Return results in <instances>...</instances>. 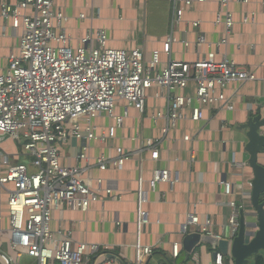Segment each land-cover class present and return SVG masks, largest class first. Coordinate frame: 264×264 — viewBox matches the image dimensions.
Returning a JSON list of instances; mask_svg holds the SVG:
<instances>
[{
    "label": "built area",
    "instance_id": "1",
    "mask_svg": "<svg viewBox=\"0 0 264 264\" xmlns=\"http://www.w3.org/2000/svg\"><path fill=\"white\" fill-rule=\"evenodd\" d=\"M212 0H184L178 7L175 0L172 27L184 21L187 10L196 5H205ZM250 0H218L221 10L215 25L223 26L226 37L218 42H209L200 34L194 43L167 36L162 50H155L149 60L143 48L125 51L109 47L106 31H90L82 45L74 47L67 32L69 18L54 5L53 0H19L9 3L0 0V26L10 30L18 39L17 52L7 59V67L0 74V151L2 139L9 138L22 151L13 155L19 161L24 155L28 161L15 164L11 156L2 154L0 159V195L6 196L5 208L9 222L8 252H1L3 264H20L26 254L37 264H90L94 259L107 258L110 247L94 243L76 242L70 232L54 231L55 213L68 210L87 212L94 204L122 201L113 181L96 176L95 171L107 173L121 170L126 163L143 152L149 153L155 162L160 159L159 146L162 139L139 135L133 140L141 148L135 155L127 153L118 144L114 155H94L93 146L116 140L128 117V107L123 114L117 113L120 103H127L140 113L147 112L150 90H157L156 97L167 103L166 111L152 113L150 118L158 125L165 121L163 140L177 129L182 121L200 122L207 109L233 111L227 91L235 83L255 81L256 76L239 67L234 59L224 52L229 45L228 35L234 28V16L230 4ZM81 19L85 16L81 15ZM245 23L254 22L246 18ZM192 28L200 29L202 22L190 21ZM182 44L185 48L194 45L206 47L194 62L170 60L163 64V54L171 56L172 47ZM112 121L108 127H100V118ZM75 139L80 142L76 164L63 163L62 148ZM184 141H191L189 135ZM235 165H239L235 162ZM5 169V171H3ZM177 175L169 169L157 168L147 182L156 192L164 184L174 186ZM221 186L227 197H233L235 186L223 181ZM148 191L140 180L138 190L137 227L147 223L144 206ZM1 198V196H0ZM0 199V234L5 221ZM228 207L230 215L222 225L227 239L237 236L240 218L245 213L243 204L236 200L220 202ZM189 224L196 233L221 239L215 233L212 219L202 221L190 215ZM120 225V223H118ZM140 239V238H139ZM3 240L0 237V248ZM135 264H147L154 253L153 247L136 245ZM181 255L180 246L173 249V258ZM213 264H234L220 253Z\"/></svg>",
    "mask_w": 264,
    "mask_h": 264
},
{
    "label": "crops",
    "instance_id": "2",
    "mask_svg": "<svg viewBox=\"0 0 264 264\" xmlns=\"http://www.w3.org/2000/svg\"><path fill=\"white\" fill-rule=\"evenodd\" d=\"M17 3L19 0H6ZM57 9L69 18L67 32L72 37L74 47L82 45L81 40L90 31L104 30L109 37V47L132 51L143 48L149 60L153 51L162 50L163 42L169 35L179 40L194 43L200 34L209 42H218L226 37L223 26L215 25L217 13L221 10L218 0L205 5H196L185 13L184 21L173 29L172 18L175 0H53ZM184 0H178L182 6ZM234 16V28L228 35L229 45L221 50L218 59L225 52L234 59L239 67L256 76L255 81L235 83L227 94L231 98L233 111L207 109L205 118L200 122L182 121L177 129L170 132L163 140L165 121L156 125L150 118L152 113L166 111L167 103L157 98V90L149 91L147 112L142 114L127 103H120L117 113L123 114L128 107V117L123 129L118 132L116 140L104 145L96 143L92 153L114 155L120 144L127 153L135 155L141 148L133 139L139 135L153 139H162L159 146L160 159L155 162L149 153L143 152V159L138 155L130 159L123 169L110 170L107 173L95 171L96 176L113 181L116 190L123 196L122 201H108L90 207L85 213L78 210L64 209L55 213L52 228L70 232L76 242L94 243L109 246L107 258H97L90 264H135L136 245L140 240L143 246L153 247L154 253L147 264H213V251L209 245L201 244L190 255L189 260L179 261L184 253L183 241L187 235L195 232L189 224L190 215L198 216L202 221L212 219L215 233L227 239L221 227L230 215L228 207L219 206L220 202L236 200L245 207L244 215L252 213L251 193L253 171L249 166L250 156L245 150L247 138L239 131L240 125L251 116L261 113L264 118V0H250L244 4L234 1L230 4ZM81 15L85 18L81 19ZM254 22L245 23V19ZM202 22L196 30L190 21ZM19 41L12 32L0 26V74L7 67L8 56L17 52ZM208 52L206 47L197 49L192 45L185 48L182 44L172 47L170 57L163 54L162 62H194L200 54ZM100 127H108L112 121L100 118L96 121ZM189 135L191 141H184ZM11 142L12 139L7 138ZM3 141L0 159L5 152L11 156L20 154L19 147L13 144L6 147ZM80 142L72 139L62 148L63 163L76 164V154ZM26 156H19L18 163H25ZM235 162L239 165H235ZM258 162L264 166V153H260ZM157 168L169 169L177 175L179 182L174 186L162 185L156 192L148 188V181ZM5 171V169H3ZM140 180L148 191V202L144 206L147 223L139 230L137 227L138 190ZM231 182L235 186L233 197L224 194L221 182ZM5 221L2 229H8L9 222L5 208L6 196L0 195ZM251 216V215H250ZM249 220H253L249 217ZM120 223V225H118ZM10 234H0L3 245L1 252H8ZM140 238V239H139ZM179 245L181 255L173 258V249ZM219 253V252H218ZM20 264H37V261L26 254ZM0 264H3L0 258ZM58 264V263H53Z\"/></svg>",
    "mask_w": 264,
    "mask_h": 264
},
{
    "label": "water",
    "instance_id": "3",
    "mask_svg": "<svg viewBox=\"0 0 264 264\" xmlns=\"http://www.w3.org/2000/svg\"><path fill=\"white\" fill-rule=\"evenodd\" d=\"M239 131L245 133V150L250 156L249 166L253 171L251 204L252 213L242 215L240 228L233 239H219L200 233H190L183 241L184 253L179 261L189 260L192 252L201 244L209 245L216 260L218 252L234 264H255L254 258L264 256V166L258 162L260 153H264V118L261 113L251 116L240 125ZM251 215V216H250ZM252 217L253 220H249Z\"/></svg>",
    "mask_w": 264,
    "mask_h": 264
},
{
    "label": "trees",
    "instance_id": "4",
    "mask_svg": "<svg viewBox=\"0 0 264 264\" xmlns=\"http://www.w3.org/2000/svg\"><path fill=\"white\" fill-rule=\"evenodd\" d=\"M255 264H264V256L258 255L254 258Z\"/></svg>",
    "mask_w": 264,
    "mask_h": 264
},
{
    "label": "rangeland",
    "instance_id": "5",
    "mask_svg": "<svg viewBox=\"0 0 264 264\" xmlns=\"http://www.w3.org/2000/svg\"><path fill=\"white\" fill-rule=\"evenodd\" d=\"M2 140H5V142H7L6 140H8L7 138H5V139H2ZM13 142H11L10 140H9V142H7V143H5V145H6V147H11V146H13ZM15 145H18V143H16L15 142ZM21 148H22V146H21ZM20 147H19V150H20V152L22 151V149H21ZM11 161H12V159H11ZM19 162V161H18ZM12 163L13 164H15V162L14 161H12Z\"/></svg>",
    "mask_w": 264,
    "mask_h": 264
}]
</instances>
